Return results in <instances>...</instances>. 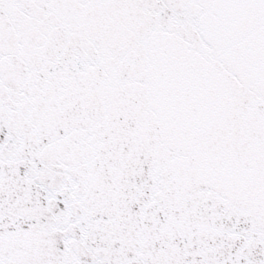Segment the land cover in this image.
Listing matches in <instances>:
<instances>
[{"label": "water", "instance_id": "1", "mask_svg": "<svg viewBox=\"0 0 264 264\" xmlns=\"http://www.w3.org/2000/svg\"><path fill=\"white\" fill-rule=\"evenodd\" d=\"M0 264H264V0H0Z\"/></svg>", "mask_w": 264, "mask_h": 264}]
</instances>
